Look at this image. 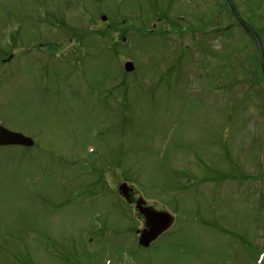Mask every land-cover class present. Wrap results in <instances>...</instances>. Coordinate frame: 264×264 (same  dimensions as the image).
<instances>
[{"label":"rangeland","instance_id":"obj_1","mask_svg":"<svg viewBox=\"0 0 264 264\" xmlns=\"http://www.w3.org/2000/svg\"><path fill=\"white\" fill-rule=\"evenodd\" d=\"M259 68L227 0H0V125L34 140L0 146V264H259ZM138 200L174 217L148 247Z\"/></svg>","mask_w":264,"mask_h":264},{"label":"water","instance_id":"obj_2","mask_svg":"<svg viewBox=\"0 0 264 264\" xmlns=\"http://www.w3.org/2000/svg\"><path fill=\"white\" fill-rule=\"evenodd\" d=\"M227 3L235 17V19L243 26L244 30L250 35L255 42L259 54V61L264 76V44L260 35L254 27L246 21L240 14L233 0H227ZM103 19H106L105 17ZM127 71L134 69V64L128 62L125 65ZM4 145H19L31 147L34 145V140L20 132L11 131L0 125V146ZM121 193L127 198H130L129 186L124 183L120 186ZM137 208L145 217V228L141 231L140 244L143 247L150 246L161 234L167 231L174 222V217L167 211H159L151 206H145L144 201H139Z\"/></svg>","mask_w":264,"mask_h":264},{"label":"trees","instance_id":"obj_3","mask_svg":"<svg viewBox=\"0 0 264 264\" xmlns=\"http://www.w3.org/2000/svg\"><path fill=\"white\" fill-rule=\"evenodd\" d=\"M260 69V68H259ZM260 71H261V69H260ZM263 80V79H262ZM264 86V85H263ZM261 257H260V261H261V263L260 264H264V252H261ZM256 260V259H255Z\"/></svg>","mask_w":264,"mask_h":264},{"label":"flooded vegetation","instance_id":"obj_4","mask_svg":"<svg viewBox=\"0 0 264 264\" xmlns=\"http://www.w3.org/2000/svg\"><path fill=\"white\" fill-rule=\"evenodd\" d=\"M131 192H132L131 198L133 199V197H134V196H133V193H134V192H133V190H132ZM126 199H127V198H126ZM136 199H138V198H136ZM138 203H139V200L137 201V205H138ZM144 205H145V206H148L147 203H144ZM136 208H137V206H136ZM140 214H141V213H140ZM144 219H145V218H144Z\"/></svg>","mask_w":264,"mask_h":264}]
</instances>
